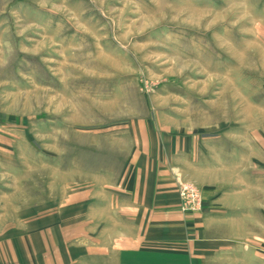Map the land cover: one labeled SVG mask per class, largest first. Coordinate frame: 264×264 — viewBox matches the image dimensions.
<instances>
[{"label":"rangeland","instance_id":"1","mask_svg":"<svg viewBox=\"0 0 264 264\" xmlns=\"http://www.w3.org/2000/svg\"><path fill=\"white\" fill-rule=\"evenodd\" d=\"M156 171L176 214L247 179L257 202L264 0H0V264L54 258Z\"/></svg>","mask_w":264,"mask_h":264},{"label":"crops","instance_id":"2","mask_svg":"<svg viewBox=\"0 0 264 264\" xmlns=\"http://www.w3.org/2000/svg\"><path fill=\"white\" fill-rule=\"evenodd\" d=\"M155 174L141 188L131 183L127 195L113 193L112 222L102 219L101 210L98 221L83 217L81 234L66 224L63 247L39 264H264V184L257 182V202L248 179L219 190L216 184L209 210L185 215L170 209L178 196L167 188L168 176ZM195 224L198 233L190 236L186 229Z\"/></svg>","mask_w":264,"mask_h":264},{"label":"built area","instance_id":"3","mask_svg":"<svg viewBox=\"0 0 264 264\" xmlns=\"http://www.w3.org/2000/svg\"><path fill=\"white\" fill-rule=\"evenodd\" d=\"M187 189V188H186Z\"/></svg>","mask_w":264,"mask_h":264}]
</instances>
